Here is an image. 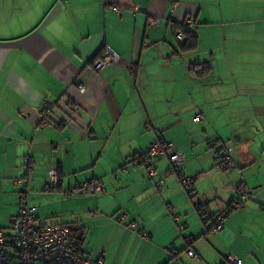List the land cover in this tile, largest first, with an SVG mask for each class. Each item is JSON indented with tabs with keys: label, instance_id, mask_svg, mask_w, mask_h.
<instances>
[{
	"label": "crops",
	"instance_id": "obj_1",
	"mask_svg": "<svg viewBox=\"0 0 264 264\" xmlns=\"http://www.w3.org/2000/svg\"><path fill=\"white\" fill-rule=\"evenodd\" d=\"M113 3L119 12L102 0H0V228L19 214L26 184L35 223L72 226L81 250L104 264H264V0ZM186 18L197 47L180 54L173 24ZM104 47L119 60L93 71ZM200 62L209 74L190 76ZM45 104L60 127L42 124ZM157 139L182 155L192 195L166 158L152 161V178L129 162ZM213 139L227 147L230 170L216 166ZM50 169L60 175L54 193L44 192ZM88 179L101 183L97 196L76 193ZM240 183L252 197H240ZM60 192L75 206L48 223L38 205ZM239 197L218 231L194 208L213 214Z\"/></svg>",
	"mask_w": 264,
	"mask_h": 264
},
{
	"label": "built area",
	"instance_id": "obj_2",
	"mask_svg": "<svg viewBox=\"0 0 264 264\" xmlns=\"http://www.w3.org/2000/svg\"><path fill=\"white\" fill-rule=\"evenodd\" d=\"M105 6H110L114 11L118 12L119 8L112 0H102ZM133 9L138 10V5H134ZM159 18L151 16L148 19L149 25H157ZM190 19H187L189 22ZM181 32L177 33V37L181 38ZM119 60V55L109 47H104L101 55L94 60L93 69L101 70L103 67L111 65ZM77 89L84 91L85 86L80 83L74 85ZM47 106V107H46ZM49 104H45L42 114V124L50 125L46 119V115L50 112ZM195 120L199 116L194 117ZM173 144L170 141L153 142L148 149L146 156H136L131 162L137 165L141 161L147 162L150 157L165 156L172 165H180L183 161L182 155L172 150ZM225 160L228 158L224 157ZM26 167H30L33 161L31 156L24 159ZM228 163L225 162L224 165ZM149 177H154L155 172L151 167L147 171ZM58 176L55 169L47 171V180L44 190L54 193L58 188ZM19 183L20 178L15 179ZM186 184L185 180H182ZM78 190L83 193H96L102 190L101 183L95 180L85 181L80 185ZM29 189L23 184L18 196L19 214L13 218L8 231L0 228V264H104L101 258L91 259L85 252L77 249L71 243V231L68 225L63 223H53L46 225H38L35 223L37 215V207L31 205L28 200ZM244 195L242 194V197ZM238 203L235 205L237 206ZM125 215H120L119 219H124ZM212 231L222 229V221L224 214L220 212L213 214ZM176 218V216H174ZM183 226H179L181 229ZM186 253L191 256L193 251L191 248L186 249ZM225 264H241L240 259L230 256Z\"/></svg>",
	"mask_w": 264,
	"mask_h": 264
},
{
	"label": "trees",
	"instance_id": "obj_3",
	"mask_svg": "<svg viewBox=\"0 0 264 264\" xmlns=\"http://www.w3.org/2000/svg\"><path fill=\"white\" fill-rule=\"evenodd\" d=\"M139 9V8H138ZM134 12V11H133ZM151 17V16H149ZM157 18H159L158 16H155ZM149 19V18H148ZM160 19V18H159ZM187 19H190L189 22H187ZM160 21V20H159ZM174 23V22H173ZM149 24V22H148ZM159 24V23H158ZM194 20H192L191 18H186L184 21L180 22V23H174L173 24V28H174V36H175V39L177 41V44H178V51L176 50L177 53H185V52H190V51H194L197 47V36L195 34V31H194ZM149 26H155V25H149ZM178 32H181V38H178L177 37V33ZM93 63V62H92ZM91 63V65L93 66V64ZM91 66V67H92ZM93 69V67H92ZM93 71H95L93 69ZM135 67H133V74L135 73ZM211 71V64L210 62H200V63H191L189 66H188V73L190 76H193V77H196V78H201V77H204L206 76L207 74H209V72ZM86 89V88H85ZM47 107V106H46ZM53 105L49 104L48 106V109H50V112L48 113V115H46V119L48 120L49 119V116L51 114V111L53 109ZM45 114V112L43 113ZM43 121V119H42ZM50 126H57V127H60V123H49ZM156 141H164L162 139H157L153 142H156ZM152 142V143H153ZM151 143V144H152ZM150 144V145H151ZM149 145V146H150ZM149 146L145 149V150H141V151H137L135 153H132L128 158L129 162H132L136 156H146L148 154V149H149ZM208 146L213 148L214 152H213V157H214V160H215V163H216V166L223 169V170H230L231 168L234 167V162L232 161V159L230 158V154L227 152V147L224 145V144H221L219 145V143H217L214 139L213 140H210L208 142ZM210 149V148H209ZM172 150H174V147H172ZM177 152V151H176ZM225 156H227L228 158L225 160ZM161 157H164V156H155V157H150L149 158V161L147 160V162H143L141 161L140 163H138L137 165H142V166H145V168L147 169V171L149 170V168L151 167L152 169H155L153 166H152V161L155 160V159H158V158H161ZM168 160V159H167ZM169 162V166H168V170L172 173H174L177 177H178V180L180 181V183L184 186V188L187 190V193L189 195H192V178L190 177H187L185 174H184V170H183V166H182V163L180 165H172L170 163V161L168 160ZM227 162L228 164L227 165H224V163ZM155 172V170H154ZM56 173H57V176H58V185L59 186V182H60V175H59V172L58 170L56 169ZM185 180L186 184H183L182 183V180ZM90 180H94V179H90ZM79 186H77L76 188H79ZM243 187V184H239L237 189H238V192L240 193V197H242L241 195L243 194L244 196H248V197H252V193L251 192H247L244 188L242 189ZM240 197L239 199H234L232 200L228 206L226 207L225 210L223 211H220L221 214H224V217L223 219L227 216V214L229 212H231L232 210H234L235 208H237V206H235L237 203L241 204L242 200H240ZM247 198V197H246ZM194 208L197 210V213L199 214V217H200V220L208 225L207 226V229L210 230L211 227H212V217L213 214H216L218 212H215L213 214H211L210 212H208L207 208L204 207L203 204L199 203V202H195L194 203ZM120 217V216H119ZM118 217L117 220H120ZM70 228V231H71V243L79 250H81L80 248V244H81V237L79 238V240H73V231H75L74 228L69 227ZM187 244L185 245V248L184 250L186 251L187 248H190V240H187L186 241ZM82 251V250H81ZM225 264V262H224Z\"/></svg>",
	"mask_w": 264,
	"mask_h": 264
},
{
	"label": "rangeland",
	"instance_id": "obj_4",
	"mask_svg": "<svg viewBox=\"0 0 264 264\" xmlns=\"http://www.w3.org/2000/svg\"><path fill=\"white\" fill-rule=\"evenodd\" d=\"M164 158H166V157L164 156ZM166 162H167V164L169 163L168 161H166ZM101 167L102 166L100 164H98V166H96L95 169L97 170V169H100ZM134 169L139 170V167L138 168L134 167ZM46 180H47V174H46ZM88 180H90V179H88ZM68 181H71V184L73 183V180H66V187L68 186ZM84 182L82 181L80 184H82ZM158 182H159L158 181V178H156V179L153 180V184L154 185H156V183H158ZM34 185L33 184H30L31 191H33V189L36 188V187H34ZM65 191H67V190H64V192ZM44 192L50 193V192L45 191V190H44ZM64 192H60L58 194H56V193L55 194H47L46 198H49V200L48 201H45V199H44V201L42 202V204H39L38 203L39 204L38 205V210H41L43 212V215H46V218L45 219H46V221L48 223H53L54 221L55 222L56 221L57 222H65L66 220L65 221L63 220L62 221L61 219H63V216L65 214H67V210L66 209L68 207H71V205H72V207L75 206V203H71L70 200H68L67 198L63 197V196H65V194H63ZM80 192H82V191L81 190H77L76 191V193H80ZM97 193H100V192H97ZM72 194H74V193H71V195ZM85 194L87 196H95L96 195L95 193L94 194H92V193H85Z\"/></svg>",
	"mask_w": 264,
	"mask_h": 264
},
{
	"label": "bare ground",
	"instance_id": "obj_5",
	"mask_svg": "<svg viewBox=\"0 0 264 264\" xmlns=\"http://www.w3.org/2000/svg\"><path fill=\"white\" fill-rule=\"evenodd\" d=\"M112 1H113V0H112ZM133 7H134V6H133ZM132 9H133V8H132ZM133 11L136 12V11H138V10L135 11V10L133 9ZM197 120H198V119H197Z\"/></svg>",
	"mask_w": 264,
	"mask_h": 264
}]
</instances>
